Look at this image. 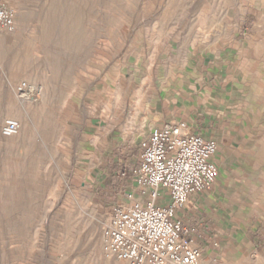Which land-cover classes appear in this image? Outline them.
<instances>
[{
  "label": "rangeland",
  "instance_id": "1",
  "mask_svg": "<svg viewBox=\"0 0 264 264\" xmlns=\"http://www.w3.org/2000/svg\"><path fill=\"white\" fill-rule=\"evenodd\" d=\"M0 5L15 16L13 33L0 29V128L19 123L0 134V264H124L103 227L137 162L135 91L180 74L191 51L232 50L240 101L264 117V0ZM22 82L34 100L15 93ZM201 264H264V246Z\"/></svg>",
  "mask_w": 264,
  "mask_h": 264
},
{
  "label": "crops",
  "instance_id": "2",
  "mask_svg": "<svg viewBox=\"0 0 264 264\" xmlns=\"http://www.w3.org/2000/svg\"><path fill=\"white\" fill-rule=\"evenodd\" d=\"M232 57V50L189 52L180 74L135 91L134 117L125 125L137 162L140 141L167 124L184 123L188 133L216 143L214 184L190 196L175 217L202 226L204 235L197 240L202 258L264 246V117L240 101L246 97L235 89ZM130 169L119 172L123 191L131 188Z\"/></svg>",
  "mask_w": 264,
  "mask_h": 264
},
{
  "label": "built area",
  "instance_id": "3",
  "mask_svg": "<svg viewBox=\"0 0 264 264\" xmlns=\"http://www.w3.org/2000/svg\"><path fill=\"white\" fill-rule=\"evenodd\" d=\"M0 29L15 31L14 12L3 5ZM15 93L34 100L37 91L22 82ZM18 131L15 120L4 121L0 128L3 138ZM139 149L138 162L129 171L131 188L111 207L103 227L105 253L124 264H201L197 240L204 235L202 226L175 217L190 196L207 192L214 184L216 143L175 123L152 129Z\"/></svg>",
  "mask_w": 264,
  "mask_h": 264
},
{
  "label": "bare ground",
  "instance_id": "4",
  "mask_svg": "<svg viewBox=\"0 0 264 264\" xmlns=\"http://www.w3.org/2000/svg\"><path fill=\"white\" fill-rule=\"evenodd\" d=\"M138 93H139V92H137V95H138ZM137 106H138V105H137ZM134 110H135V108H134ZM130 111H131V110H130ZM135 112H136V111H135ZM129 117H130V116H129ZM133 117H134V114H133ZM132 119H133V118H132ZM131 123H132V122H131ZM128 125H129V124H128ZM130 125H131V124H130ZM130 125H129V126H130Z\"/></svg>",
  "mask_w": 264,
  "mask_h": 264
}]
</instances>
